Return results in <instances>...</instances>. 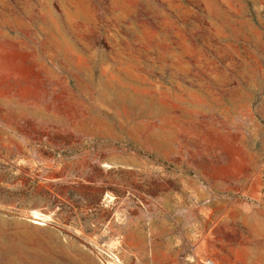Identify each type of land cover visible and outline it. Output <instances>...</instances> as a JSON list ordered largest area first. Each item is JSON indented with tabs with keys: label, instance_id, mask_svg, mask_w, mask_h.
I'll use <instances>...</instances> for the list:
<instances>
[{
	"label": "rangeland",
	"instance_id": "1",
	"mask_svg": "<svg viewBox=\"0 0 264 264\" xmlns=\"http://www.w3.org/2000/svg\"><path fill=\"white\" fill-rule=\"evenodd\" d=\"M0 264H264V0H0Z\"/></svg>",
	"mask_w": 264,
	"mask_h": 264
},
{
	"label": "bare ground",
	"instance_id": "2",
	"mask_svg": "<svg viewBox=\"0 0 264 264\" xmlns=\"http://www.w3.org/2000/svg\"><path fill=\"white\" fill-rule=\"evenodd\" d=\"M34 214H36V217H35V219H41V217L39 216V214H37V213H34ZM35 216V215H34ZM44 220V219H43Z\"/></svg>",
	"mask_w": 264,
	"mask_h": 264
}]
</instances>
